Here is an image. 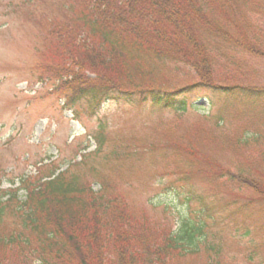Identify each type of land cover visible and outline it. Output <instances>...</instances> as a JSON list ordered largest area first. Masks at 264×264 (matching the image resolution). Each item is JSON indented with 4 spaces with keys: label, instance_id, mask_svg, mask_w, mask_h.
<instances>
[{
    "label": "rangeland",
    "instance_id": "rangeland-1",
    "mask_svg": "<svg viewBox=\"0 0 264 264\" xmlns=\"http://www.w3.org/2000/svg\"><path fill=\"white\" fill-rule=\"evenodd\" d=\"M236 1L239 32L256 54L201 34L214 83L235 89L199 87L184 111L140 103L135 95V105L109 101L92 114L85 101L68 106L46 66L59 61L47 37L51 19L78 32L68 6L0 0V196H14L1 228L18 227L23 180L69 171L68 180L78 176L96 192L109 186L106 192L121 196L150 236L178 235L187 245L186 234L202 229L201 252L176 253L171 264H264V0ZM225 29L222 37L239 38L232 26ZM144 69L146 80L135 79L136 86L172 92L200 81L184 65ZM189 192L197 197L192 203Z\"/></svg>",
    "mask_w": 264,
    "mask_h": 264
},
{
    "label": "trees",
    "instance_id": "trees-1",
    "mask_svg": "<svg viewBox=\"0 0 264 264\" xmlns=\"http://www.w3.org/2000/svg\"><path fill=\"white\" fill-rule=\"evenodd\" d=\"M62 1L68 6L64 10L77 18L78 32L51 19L47 37L56 45L59 61L46 66L53 70L51 80L57 82L56 91L66 95L68 106L85 101L92 114L109 101L135 105V95L140 103L184 111L186 97L199 87L223 94L235 89L214 83V65L201 34L213 41L229 39L257 53L239 32L232 8L238 6L236 0ZM227 24L239 38L222 37L229 34ZM148 63L184 65L200 81L172 92L151 84L136 86L135 79L146 78ZM85 160L71 168L85 165ZM68 173L53 171L42 180L22 181L27 195L14 212L20 216L14 230L1 228L14 196H0V264H171L176 253L201 252L196 234L202 229L186 234L187 245L178 235L150 236L127 213L126 201L106 192L109 186L103 183L96 192L78 176L68 180ZM233 179L263 194L240 175ZM189 194L186 201L192 203L197 197Z\"/></svg>",
    "mask_w": 264,
    "mask_h": 264
}]
</instances>
